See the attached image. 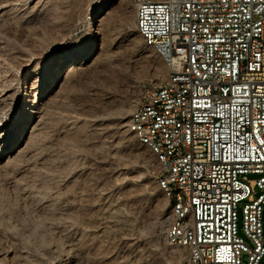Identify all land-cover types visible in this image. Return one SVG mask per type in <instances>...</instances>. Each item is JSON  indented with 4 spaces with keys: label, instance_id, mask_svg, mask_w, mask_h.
I'll use <instances>...</instances> for the list:
<instances>
[{
    "label": "rangeland",
    "instance_id": "374dc122",
    "mask_svg": "<svg viewBox=\"0 0 264 264\" xmlns=\"http://www.w3.org/2000/svg\"><path fill=\"white\" fill-rule=\"evenodd\" d=\"M136 16V0H0V264H188L128 128L169 72Z\"/></svg>",
    "mask_w": 264,
    "mask_h": 264
},
{
    "label": "built area",
    "instance_id": "2783aa9c",
    "mask_svg": "<svg viewBox=\"0 0 264 264\" xmlns=\"http://www.w3.org/2000/svg\"><path fill=\"white\" fill-rule=\"evenodd\" d=\"M136 26L169 59L138 127L167 156L155 174L181 211L169 245L188 264L264 256V0H136ZM253 176V177H251ZM188 194L189 207H181Z\"/></svg>",
    "mask_w": 264,
    "mask_h": 264
},
{
    "label": "bare ground",
    "instance_id": "6f19581e",
    "mask_svg": "<svg viewBox=\"0 0 264 264\" xmlns=\"http://www.w3.org/2000/svg\"><path fill=\"white\" fill-rule=\"evenodd\" d=\"M138 21V11H137V16H136V22ZM138 31L140 35L143 37L145 43L147 45L153 46L154 49L167 61L169 65V59L167 57V54L163 49L160 48V45L157 44L156 42H152L150 38L148 37L147 31H143L142 28H138ZM164 80H169V72L168 76ZM145 101H146V93L142 95V98L136 105L134 111L132 112L130 121L128 123V128L130 131H132L139 139L140 141L147 145L149 149L155 154L156 156V170H162L165 167V163H167V156H165L164 153H162V150L159 149L158 146L153 145V141L150 140L149 138L144 136V130L139 129L138 127V115H140L143 111V108L145 106ZM157 182L160 186V188L165 192L166 196L169 198L170 206H171V211L169 216V221H168V229L169 230H176L178 229L180 222H181V211L176 210V206H173L171 204V194L169 192V187L166 184H163V179L160 176L156 175ZM180 204L181 207H189V196L188 194H180Z\"/></svg>",
    "mask_w": 264,
    "mask_h": 264
}]
</instances>
